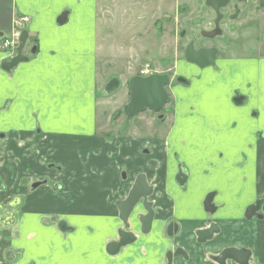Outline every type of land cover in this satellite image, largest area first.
<instances>
[{"label": "crops", "instance_id": "1", "mask_svg": "<svg viewBox=\"0 0 264 264\" xmlns=\"http://www.w3.org/2000/svg\"><path fill=\"white\" fill-rule=\"evenodd\" d=\"M97 1L0 0V203L20 202L15 223L0 230V264H167L168 253L170 264H240L218 262L229 247L248 250L246 264H264V216H246L264 199V9L231 1L215 25L208 8L212 23L199 35L230 31L243 45L198 46L217 50L214 65L177 76L184 80L173 87L186 89L174 123L160 131L164 141L144 144L125 137L130 123L122 135V123L116 135L98 129ZM23 15L25 60L8 69L2 36ZM138 174L152 187L150 229L142 233L133 214L136 241L110 255L123 229L117 202ZM37 180L46 183L33 188ZM209 223L218 232L199 242Z\"/></svg>", "mask_w": 264, "mask_h": 264}, {"label": "rangeland", "instance_id": "2", "mask_svg": "<svg viewBox=\"0 0 264 264\" xmlns=\"http://www.w3.org/2000/svg\"><path fill=\"white\" fill-rule=\"evenodd\" d=\"M96 34V97L99 123L102 134L109 130L116 135L118 126L124 120L122 107L128 102V81L140 75L143 69L148 74L166 73L170 84L166 86L170 101L159 112L145 109L130 120V127L124 134L131 141L160 143L164 139L165 126L173 124V117L180 109L178 98L186 87L173 86L181 74L188 80L196 77V72L187 73V67L197 70V66L184 60V47L189 41L194 46L224 44L243 45V40H235L230 31L215 38L201 37L199 27L211 24L207 6L203 0H183L175 5V0H98ZM172 4V5H171ZM204 14V17L201 15ZM197 20L198 25L195 23ZM181 20V21H180ZM180 21V23L178 22ZM184 31L186 34L184 36ZM183 34V36H181ZM113 82H115L114 85ZM167 115L162 121L156 114ZM171 115V116H170ZM151 151L158 145H145Z\"/></svg>", "mask_w": 264, "mask_h": 264}, {"label": "water", "instance_id": "3", "mask_svg": "<svg viewBox=\"0 0 264 264\" xmlns=\"http://www.w3.org/2000/svg\"><path fill=\"white\" fill-rule=\"evenodd\" d=\"M229 0H205V5L211 7L217 14L215 19V25L221 18L219 13V8L226 5ZM66 12H63L57 22L62 24L65 21ZM217 28V27H216ZM203 36L211 38L218 33L217 29L209 32H202ZM183 36V34H181ZM27 37V33L23 32L20 36V45L18 48L17 56L12 59L9 63L4 62L3 66L6 68H12L18 62L25 60V57L21 54V48L23 42ZM217 50L214 47H198L194 46L193 41L187 43L184 47V58L186 62L197 66L198 68H204L207 66L214 65ZM177 80H184V78H177ZM170 83V77L168 74L152 73L147 76L135 75L130 78L128 82L129 88V100L122 107V112L124 114V121L119 126L117 134H124L128 127L130 120L133 119L139 112L149 109L154 112H158L163 108V106L170 100L165 86ZM113 82L112 85H114ZM163 117L162 114L158 116L159 119ZM179 183L185 181V175L179 169V173L176 176ZM152 187L148 184L144 174H138L133 184L127 194V196L117 202L118 217L123 222L125 229H128V220L134 214L136 208L141 205L145 213L139 214L137 220L141 223V231L143 233L149 231L151 221L153 219V209L151 203L148 201ZM212 194H208L205 198V208L209 209L211 207ZM262 218L264 216V199L259 200L255 204L249 206L246 210L247 218H251L254 215ZM171 228H175L173 225L168 226V234H171ZM218 232V227L214 223H209L208 227L197 231L198 241L205 242L210 239L214 233ZM133 240V234L127 231H120L119 241L113 242L108 245L109 253L115 252L121 245L130 243ZM250 252L245 249H236L234 247L225 248L222 250L217 260L219 263H223L227 259L236 260L240 264H246L250 258ZM171 253H168L167 264L171 262Z\"/></svg>", "mask_w": 264, "mask_h": 264}, {"label": "flooded vegetation", "instance_id": "4", "mask_svg": "<svg viewBox=\"0 0 264 264\" xmlns=\"http://www.w3.org/2000/svg\"><path fill=\"white\" fill-rule=\"evenodd\" d=\"M231 1L248 3V4L252 5V6H254V8H256L257 11L264 9V0H229L226 5H224V6H222V7L219 8V13L221 14V17H222L221 10L223 9V7L225 8V6L229 5ZM235 4L237 5V3H235ZM209 8H211V7H209ZM214 13L216 14L215 11H214ZM216 16H217V14H216ZM14 28L15 27L12 26V32L15 30ZM12 32H8L6 35H3L2 36V40L7 41L6 44L3 45V43L1 42L2 51L6 52V60H4V62H7V63H9L12 59H14L17 56V54H18V48H19V45H20V33L16 36ZM26 41H27V39H25V41L23 42V46L21 48V54H22L23 57H25L23 55V49H24V46H25ZM22 61H20V62H22ZM2 137H3V134H0V139H2ZM9 169L12 170V168H9ZM43 183H46V181L45 180L44 181L42 180L40 182L38 180L37 181H33V188H36L37 186H39L40 184H43ZM1 184L2 183H0V190H2V185ZM61 188H62V186L61 185H58V189H61ZM19 204H20V202L19 203H14L12 207H10V205L8 207L7 206V203H5V204L0 203V230H2L3 228L11 227L15 223V221L17 219V215H18V213L16 211V207H18ZM151 206H152V203H151ZM139 207L143 211L142 214H144L145 213L144 208L141 205H139L138 208ZM139 214L140 213H138V214H136V212L134 213V215H135V221H137L139 223V227H140V231H141V223L136 219ZM132 216H131V218H132ZM130 219L128 220V223H129L128 229H125L124 224L121 221L122 224H123V227H122L123 229H121V230L122 231L124 230V231H127V232H131L133 234V240L130 243H126V244L121 245L113 253H109V251H108L109 248H107V252L110 255L116 254L120 250V248L125 247L127 245H131V244H133L136 241L137 237H136L135 233L133 232V230H131V224H132V222L130 221ZM121 230H119V232H118L117 239L115 241L110 242V243L118 242L119 241V233H120ZM147 232H145V233H147ZM1 238H2V235L0 234V240H1ZM5 254H6V258H7L8 261L9 260H13L15 258L14 252L9 251V252H6Z\"/></svg>", "mask_w": 264, "mask_h": 264}, {"label": "built area", "instance_id": "5", "mask_svg": "<svg viewBox=\"0 0 264 264\" xmlns=\"http://www.w3.org/2000/svg\"><path fill=\"white\" fill-rule=\"evenodd\" d=\"M20 25V22H18V20L17 21H15V26L17 27V26H19ZM13 34H15L16 36L19 34V32H14ZM5 43H7V41L5 42ZM142 73H146L147 72V70L146 69H144L143 71H141Z\"/></svg>", "mask_w": 264, "mask_h": 264}]
</instances>
